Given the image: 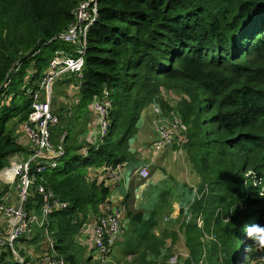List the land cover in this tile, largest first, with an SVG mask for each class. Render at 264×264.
Returning <instances> with one entry per match:
<instances>
[{
  "label": "trees",
  "instance_id": "16d2710c",
  "mask_svg": "<svg viewBox=\"0 0 264 264\" xmlns=\"http://www.w3.org/2000/svg\"><path fill=\"white\" fill-rule=\"evenodd\" d=\"M84 1L0 0V171L12 154L32 151L18 138L32 103L22 86L35 87L55 50L73 51L57 37ZM59 82L76 88L75 113L66 110L76 119L86 115L89 102L107 98L108 131L101 138L97 124L92 141L80 139L67 121L72 115L59 111L62 121L50 133L54 147L68 133L63 156L42 173L30 163L33 182L24 209L41 214L39 185L67 207L48 215L47 235L34 225L29 239L16 240L38 245L43 234L42 254H32L37 261L27 256L20 263L7 246L0 264H44L52 253L77 264L70 252L74 237L104 215V204H113L104 170L121 167L137 153L131 140L142 111L152 105L159 107L157 128L170 121L185 127L169 146L183 149L198 182L188 188L186 210L173 223L177 229L152 231L172 212L167 193L146 220L143 211L127 208V264H264V251L250 239L244 244L245 226L264 224V0H97L81 77L68 73ZM241 203L249 212L238 208ZM142 223L145 228L138 229ZM206 235L212 240H204ZM176 243L188 251L179 262ZM173 257L176 263L169 262Z\"/></svg>",
  "mask_w": 264,
  "mask_h": 264
},
{
  "label": "built area",
  "instance_id": "2783aa9c",
  "mask_svg": "<svg viewBox=\"0 0 264 264\" xmlns=\"http://www.w3.org/2000/svg\"><path fill=\"white\" fill-rule=\"evenodd\" d=\"M97 0H86L82 2L75 11V19L69 25L67 30L60 33L57 37L60 41L74 47L73 51L66 49L55 50L50 59L47 68L41 78L35 84V87H28V84L22 86V90L31 98V108L27 120L23 122L21 128L25 140L29 143L32 151L29 157L19 163L12 174L16 181L13 186L16 194L11 191L6 192L0 198V216L8 224V231L5 237L0 238V253L5 247H9L14 257L23 263V259L14 250V242L22 236L30 234L32 226L44 228L46 235L47 218L55 210H62L67 207V203L54 196L51 190L43 185H39L38 192L42 197L41 214L27 212L24 209V203L27 200V190L33 182L30 178V163L35 162L36 173H42L46 169L55 168L58 159L63 156V142L68 133L63 131L58 138V145L53 146L51 141L50 128L59 123L58 116L52 112L51 106V88L61 78L68 73H74L78 78L84 64V54L86 49V38L89 26L96 17ZM77 46V47H76ZM76 47V49H75ZM19 65L15 70L19 69ZM110 107L107 98H100L94 104V110L97 114V124L99 125V136L107 133L109 127L108 108ZM161 126V127H160ZM185 127L179 121H170L167 124L158 126V138L154 144L156 151L162 150L165 146L173 144L175 137ZM13 172V171H12ZM136 174L141 179L149 177V170L146 167L137 169ZM106 182L111 184L120 180V167L113 169L105 168ZM15 198L12 199V196ZM123 211L114 206L107 205L103 216H99L95 224L91 226V258L100 262H105L108 258L112 246L120 238V228L122 224L119 218ZM48 239H50L48 237ZM50 247L53 248L52 240H49ZM44 264H69L64 258H59L55 254H45ZM37 264V262L35 263Z\"/></svg>",
  "mask_w": 264,
  "mask_h": 264
},
{
  "label": "crops",
  "instance_id": "0c3cea01",
  "mask_svg": "<svg viewBox=\"0 0 264 264\" xmlns=\"http://www.w3.org/2000/svg\"><path fill=\"white\" fill-rule=\"evenodd\" d=\"M65 77L66 75L63 78ZM63 78L61 79L63 80ZM61 79L58 81H61ZM87 111L86 115H89L88 118L82 113L79 119H74L73 133H75L74 135L77 134L78 138L89 142L93 140L97 131V117L95 110H92L89 104L87 105ZM52 112L54 113L53 110ZM156 122H160L159 110H156L153 106L146 107L140 115L138 122L139 131L130 144L131 151L133 150L137 153H134L132 158L121 165L120 181L115 186L113 184V189L111 188L109 200L114 204L115 208L120 209V207L124 206L125 209L141 210L150 214V210L162 200L163 194L167 193L166 200L172 204L171 214L176 215L180 211V204H187L190 199L188 188L195 187L196 181H198L197 175L187 166L181 147L180 149L177 145L165 146L158 152L152 148V142L157 137ZM19 130L18 138L25 142L22 128ZM177 144L179 145L178 142ZM28 157L29 153L26 151L12 154L9 157V166L0 171V181L9 183L10 181L7 177H10L12 172L10 170L5 171V169L25 161ZM140 167L148 168L150 175L147 179H141L136 174L137 169ZM2 190L4 189L0 185V194ZM9 190L16 194V191L9 186L0 195V198ZM128 195L130 197L125 201ZM13 198H15L14 195L12 196ZM2 231L4 233L6 231L7 234L8 224L0 216V233ZM81 235L82 237L79 240H85L86 238L89 241L88 250H91V225H85ZM25 238L29 239L27 236ZM29 251L32 256L33 249H29ZM94 261L100 262L98 260Z\"/></svg>",
  "mask_w": 264,
  "mask_h": 264
},
{
  "label": "rangeland",
  "instance_id": "374dc122",
  "mask_svg": "<svg viewBox=\"0 0 264 264\" xmlns=\"http://www.w3.org/2000/svg\"><path fill=\"white\" fill-rule=\"evenodd\" d=\"M25 81H26V77H25ZM79 98L80 97H79L78 93L76 92V88L73 87L72 84H70V83H68V84H61L58 81L51 88V106H52V110L54 111V113L57 116H58L60 110H65L64 111L65 117H67L69 111L67 112L66 110H68L70 108H72V111H74V113H75V106L79 102ZM99 100L100 99L98 98V99H95V101H92L91 103L89 102V106L92 108V110L95 109L94 108L95 102L97 101V103H99ZM107 101H108V99H107ZM153 107H155L156 110H159V107L158 106H153ZM58 117H59L58 119L60 121H62L61 117L60 116H58ZM65 117L63 116V119ZM74 117L75 116L72 115L71 118H68L67 119V121H69L71 125L73 124V121L75 119ZM96 117H97V115H96ZM157 130H158V128H157ZM157 138H158V136L156 137V139ZM17 165H19V164H16L13 167L11 166V167L5 169V171L10 170L12 172ZM7 178L10 181L9 183H6L7 181H0V185H1L2 189H5L6 188V190H7L8 187L11 186V188L14 190V186H13V183H12V180H13L12 175L10 177H7ZM16 181H14V183ZM118 182L113 183L114 186L116 184H118ZM197 182L198 181H196V184H197ZM113 184L110 186V188H112V187L114 188ZM196 184H195V187H197ZM193 190H195V188ZM243 190L244 191L242 192V194L243 193H246V190H247L246 187H244ZM9 191H11V190H9ZM104 205L106 207L107 206V203L104 204ZM187 205H188V203L187 204L186 203L180 204L179 210L182 209V208L186 210ZM112 206H113V204H112ZM102 207H103V205H102ZM238 208L240 210L245 209L246 212H249L248 209H247V205L244 204V203L239 204L238 205ZM103 209H104V207H103ZM120 210L123 211V212L127 211V209H125L124 206L123 207H120ZM178 213H179V211H178ZM178 213L176 215L172 213L168 218L161 219L159 221L158 225L155 226V228H153L152 231L154 233H156V234L159 233V235H160V233L163 232L166 228H174V229H177V226H174L173 223L175 222V220H176V218L178 216ZM149 217H150L149 212H145L143 214V219L144 220L148 219ZM165 219H167V220H165ZM249 219H250V217H248L246 219L245 223H247V222L249 223ZM119 221L122 224V226L120 228V238L112 246L113 248L110 251L111 254L108 256V258L106 259V261L105 262H102V263H99V264H127L132 259V256H130V255L128 256L127 254H125V250H127L128 246L126 244H124L125 236H126L125 232L127 233L128 230L130 228H132V224H130V222H129V216H128V214L125 212L119 218ZM137 228L138 229H143V228H145V224H143V223L142 224H139V225H137ZM134 229H136V228H134ZM168 231L169 230H166L164 232H168ZM240 232H242V231L240 230L239 233ZM3 233H4V231H2L0 233V238L5 237L6 231H5L4 234ZM79 235L80 234H78L76 236V238L74 237L73 245H71L72 248H71L70 252L74 255V258H75V261H76L77 264H94L95 261H92V260L90 262H87V258L91 256L90 250H88L89 244L87 243L89 241H87L86 238H85V240H79V238L82 237V235L80 237H79ZM42 236H44V235L42 234ZM42 236L40 234V237H38V245L29 244V241H19V243L18 242H15L14 243V250L21 256V258H23V257L26 258L27 256L29 258L31 256L29 249H33L32 254H38V253L39 254H42L43 250H42L41 247L45 243V240H44V238ZM244 237H245L244 238V244H245L246 241L249 240V238L247 237L246 234L244 235ZM204 240H207V241L208 240H212V235H206V236H204ZM170 241H171V239L168 237V238L165 239L164 244L166 243V246H169L170 245ZM236 241H237V239H236ZM236 241H234V243L232 245V249L235 247V245L237 243ZM91 243H92V241H91ZM177 245L178 244L176 243L174 247L177 248L175 254H178V257H179L178 258V262H179L180 260H182L183 258H185L188 255V251H187V249L183 245L182 246L180 245L181 247H178ZM21 250H23V251H21ZM257 250H258V252H263L264 251V247H258L257 246ZM34 259H35V257L32 255V257L29 260L30 261H34ZM35 260L37 261V258ZM169 262L176 263V258L173 257L172 259L169 260ZM249 264H255V261L252 260V261H250Z\"/></svg>",
  "mask_w": 264,
  "mask_h": 264
},
{
  "label": "clouds",
  "instance_id": "9594fccd",
  "mask_svg": "<svg viewBox=\"0 0 264 264\" xmlns=\"http://www.w3.org/2000/svg\"><path fill=\"white\" fill-rule=\"evenodd\" d=\"M247 237L258 247H264V224L245 226Z\"/></svg>",
  "mask_w": 264,
  "mask_h": 264
},
{
  "label": "bare ground",
  "instance_id": "6f19581e",
  "mask_svg": "<svg viewBox=\"0 0 264 264\" xmlns=\"http://www.w3.org/2000/svg\"><path fill=\"white\" fill-rule=\"evenodd\" d=\"M104 171H105V170H104ZM13 173H14V170H13L12 174H13ZM108 202H109V201H108ZM109 203H110V202H109ZM113 206H114V204H113ZM112 248H113V247H112ZM110 254H111V253H110ZM110 254H109V255H110ZM58 256H59V255H58ZM65 260H66V259H65Z\"/></svg>",
  "mask_w": 264,
  "mask_h": 264
}]
</instances>
